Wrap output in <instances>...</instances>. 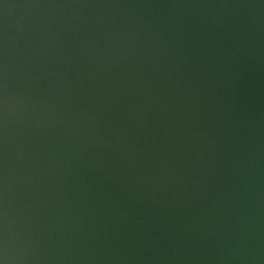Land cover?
<instances>
[{"label":"water","instance_id":"1","mask_svg":"<svg viewBox=\"0 0 264 264\" xmlns=\"http://www.w3.org/2000/svg\"><path fill=\"white\" fill-rule=\"evenodd\" d=\"M0 264H264V0H0Z\"/></svg>","mask_w":264,"mask_h":264}]
</instances>
